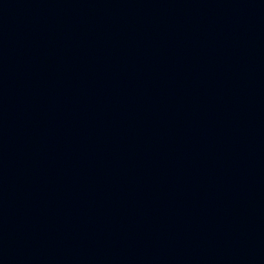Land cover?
I'll return each instance as SVG.
<instances>
[{"label":"water","instance_id":"95a60500","mask_svg":"<svg viewBox=\"0 0 264 264\" xmlns=\"http://www.w3.org/2000/svg\"><path fill=\"white\" fill-rule=\"evenodd\" d=\"M0 264H264V0H0Z\"/></svg>","mask_w":264,"mask_h":264}]
</instances>
